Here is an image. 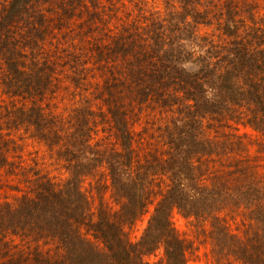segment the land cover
Here are the masks:
<instances>
[{
	"label": "trees",
	"instance_id": "1",
	"mask_svg": "<svg viewBox=\"0 0 264 264\" xmlns=\"http://www.w3.org/2000/svg\"><path fill=\"white\" fill-rule=\"evenodd\" d=\"M197 4L188 2L143 22L120 20L106 30L97 27L88 46L96 66L90 70L105 107L103 123L110 125L114 138L113 147L101 150L91 142L93 110H76L72 129L65 133L41 102L55 78L44 56L49 29L57 27L55 40L61 42L66 29H74L75 17L83 11L94 17L99 13L95 7L103 3L5 0L0 5L3 83L14 97L25 99L22 106L0 105V115L15 128L32 127L37 139L71 137L75 154L66 182L38 176L32 195L12 204L0 202V264H150L147 256L159 248L165 264H188L191 245L175 227L174 211L208 223L217 255L264 264V193L249 181L216 176L219 170L208 167V159L226 152L237 126L259 132L264 145V27L256 19L242 21L236 11L215 20L217 40L214 34L199 33V26H211L213 17L212 8ZM143 117L162 123L167 157L140 158L133 123ZM6 144L0 130V168L9 159ZM101 165L107 168L118 209L111 212L101 203L93 219L77 175ZM158 176L167 184L153 199L151 186ZM151 200L156 203L148 225L132 241L126 229L146 213ZM230 200L245 208L252 221L245 237L232 233L221 216ZM12 236L31 240L21 248L10 244ZM42 241L53 242L52 247L43 249Z\"/></svg>",
	"mask_w": 264,
	"mask_h": 264
},
{
	"label": "rangeland",
	"instance_id": "2",
	"mask_svg": "<svg viewBox=\"0 0 264 264\" xmlns=\"http://www.w3.org/2000/svg\"><path fill=\"white\" fill-rule=\"evenodd\" d=\"M4 1L0 0V5ZM192 1H198V8H212L209 15L213 17V24L211 26L200 25L198 30L201 34H214L217 40L220 37L218 38L219 31L215 20H220L222 17L228 18V14H234L236 11L242 21L256 19L264 27V0H94V3H103V6L95 7L99 13L93 17L83 11L81 15L75 17L76 19L72 18L76 20L72 23L74 29L72 28L70 33L66 29L61 42L55 40L57 34L60 33L57 27L49 29L51 35L46 34L48 41L45 44L47 52L44 56L48 57L46 59H49L51 63L55 78L52 91L43 97L41 103L47 113H53L52 117L55 118V123L61 125L62 132L66 133L72 129V115L76 110H84L87 113L89 108L93 110V117H95V125L90 132L92 144H98L100 150L101 147H113L114 138L112 132L110 133V125L103 123L102 112H105V107L97 97L96 83L90 70L96 67L91 54H88L92 36L99 29L106 30L105 27L108 25L119 24L120 20L143 22L147 18L161 17L165 12L176 10L180 8V5ZM72 19L67 23L69 24ZM82 22L89 24L85 26ZM103 33L107 34V31ZM49 40L59 47L52 45ZM3 69L4 65L0 58V105L4 107L14 104L22 106L25 99L14 97L3 83ZM160 124L162 123L159 121L154 120L153 122L152 117L148 119L143 117L141 120L138 118L133 123L135 138L138 140L136 149L140 158L145 155H159L162 158L166 155L167 157L169 147L165 145L166 139L161 135ZM237 127L235 136L229 135V146L226 152L208 159V162L211 161L208 167L219 170L215 172L216 176L222 174L233 181H249L264 193V145H261L263 137L250 127ZM0 130L9 140V144L4 145V148H8L6 154L9 159L5 167L0 168V202L12 204L24 194L32 195L36 181L39 180L38 176H45L56 183H64L72 177L73 169L71 172L69 169L70 158H74L75 154L72 153L74 149L71 137L69 139L65 138L66 136L57 138L51 135L49 141L43 138L37 139L32 135L34 132L32 127L29 129L25 126L15 128L11 123L8 124L7 116L1 115ZM84 158L85 152L83 151L81 159L84 160ZM164 179L160 176L155 178V186H151L153 199H156V193L159 194L165 189L167 182ZM77 180L81 182V188L89 199L90 214L93 219L101 203L111 212L118 209L105 165L99 166L93 173L79 172ZM233 202L232 200L226 202L221 216L226 219L232 233L245 237L246 224L252 221L247 218L245 208L235 206ZM155 203L156 200H151L146 213L126 229L132 241H138L142 237L154 212ZM172 217L179 233L190 242L191 248L187 255L188 264H243L234 257L214 253L208 236V223H201L193 218H184L177 211H174ZM8 240H11L10 244H17L22 248L31 238L12 236ZM39 243L42 244L43 249H47L48 246L51 248L53 244L51 241L47 244L43 241ZM31 244L35 245L33 242ZM146 259L150 264H165L164 249L159 248Z\"/></svg>",
	"mask_w": 264,
	"mask_h": 264
}]
</instances>
